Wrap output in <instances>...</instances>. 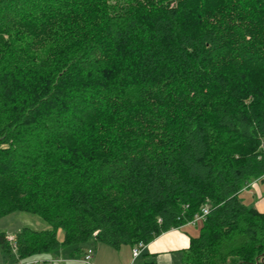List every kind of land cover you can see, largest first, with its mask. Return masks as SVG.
Masks as SVG:
<instances>
[{"label": "trees", "instance_id": "trees-1", "mask_svg": "<svg viewBox=\"0 0 264 264\" xmlns=\"http://www.w3.org/2000/svg\"><path fill=\"white\" fill-rule=\"evenodd\" d=\"M263 177L264 0H0V218L49 226L0 230L8 264L204 206L184 264H264Z\"/></svg>", "mask_w": 264, "mask_h": 264}, {"label": "crops", "instance_id": "crops-1", "mask_svg": "<svg viewBox=\"0 0 264 264\" xmlns=\"http://www.w3.org/2000/svg\"><path fill=\"white\" fill-rule=\"evenodd\" d=\"M247 190H242L239 193L241 200L240 194ZM256 209L264 213V209ZM200 227L201 223L199 222L196 224L185 223L177 228L169 229L145 244L140 254L135 258L132 255L133 247L128 245L114 249L103 243L90 241L81 245L80 252L76 253L72 247L68 252L60 251L52 254L51 259L60 264H184V252L189 246L190 238L198 236ZM88 249L92 250L91 258L89 262H85L83 255ZM2 259L4 260L3 256ZM4 262L6 261L4 260ZM226 264L232 263L228 261Z\"/></svg>", "mask_w": 264, "mask_h": 264}, {"label": "rangeland", "instance_id": "rangeland-1", "mask_svg": "<svg viewBox=\"0 0 264 264\" xmlns=\"http://www.w3.org/2000/svg\"><path fill=\"white\" fill-rule=\"evenodd\" d=\"M108 1L115 2L116 0H108ZM245 189L248 190L240 194V197L242 198L243 202L246 205L250 204L255 208L264 209V177L249 182L243 188V190ZM23 227H30L33 229L49 228L48 224L46 222H43L36 215H31L26 212L14 211L0 218V230L4 231L8 236H13L17 231L21 230ZM58 237L60 239L62 237L61 230L58 231ZM71 249L72 246H68L54 252L37 255L32 258H25L19 261V263L28 264L31 260L34 259L38 262V264H60L58 263V261L51 259L52 254L58 253L60 251L68 252ZM0 264H7L2 259L1 252H0Z\"/></svg>", "mask_w": 264, "mask_h": 264}, {"label": "built area", "instance_id": "built-area-1", "mask_svg": "<svg viewBox=\"0 0 264 264\" xmlns=\"http://www.w3.org/2000/svg\"><path fill=\"white\" fill-rule=\"evenodd\" d=\"M207 214H208V207L207 206H204V207L201 208L200 212L199 213H196L193 216V218L190 221H188L187 223L196 224V223L202 222L205 219V217H206ZM8 238L11 239L12 236H9ZM143 246L144 245L139 244V245L133 247V249H132V255H133L134 258L137 257L140 254L141 249H142ZM91 253H92V250L91 249H88L84 253L83 260L85 262H88L90 260ZM18 264H22V263H18ZM28 264H38V262L36 260H31Z\"/></svg>", "mask_w": 264, "mask_h": 264}]
</instances>
